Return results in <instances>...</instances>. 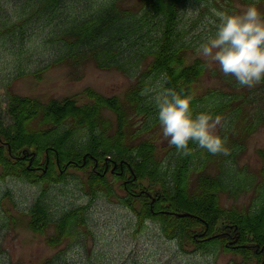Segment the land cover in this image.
<instances>
[{
	"label": "trees",
	"instance_id": "obj_1",
	"mask_svg": "<svg viewBox=\"0 0 264 264\" xmlns=\"http://www.w3.org/2000/svg\"><path fill=\"white\" fill-rule=\"evenodd\" d=\"M13 3L19 14L6 20V0H0V36L5 41L15 40L16 30L20 46L36 39L24 28L33 16L42 19L40 26H50L44 44L55 46L53 59L35 77L51 66L78 69L92 63L100 70L127 74L133 81L121 96L112 97L86 89L78 98L41 102L7 91L9 123L0 115L1 177L51 184L75 177L69 169L81 171L85 175L78 184L91 198H115L138 221L157 222L161 233L180 247L189 242L206 251L230 248L256 264L264 262V198L248 209L221 204L222 195L235 197L244 184L264 189V170L257 181V173L235 165L248 136L264 122V82L255 87L260 91L240 86L218 65L196 55L197 40L214 34L218 13H238L240 6L253 3L264 13V0ZM199 27L203 31L193 33ZM205 75L217 78L219 86L197 93ZM158 86L191 95L194 114L221 115L215 131L225 138L229 152L212 154L189 141L187 155L169 142L160 155L161 129L152 94ZM114 183L122 195L115 192ZM45 190L27 210V227L42 232L53 225L55 243L79 235L88 205L54 221L44 203ZM179 213L190 216L178 217Z\"/></svg>",
	"mask_w": 264,
	"mask_h": 264
},
{
	"label": "rangeland",
	"instance_id": "obj_2",
	"mask_svg": "<svg viewBox=\"0 0 264 264\" xmlns=\"http://www.w3.org/2000/svg\"><path fill=\"white\" fill-rule=\"evenodd\" d=\"M13 1L6 0V9L3 8L6 10V20L19 14V6H14ZM244 7L240 6L239 12ZM41 21L37 16L27 20L24 28H28V31L25 34L32 32L37 38L22 46L18 30L12 42L0 36V115L6 124L9 123L6 114L7 91L41 102L78 98L86 89L107 97L121 96L125 92L133 81L130 76L116 70H100L92 63L78 69L51 66L35 77V72L52 62L55 47L51 43L44 44L49 40L46 34L50 26H40ZM202 31L199 27L193 33ZM206 38L204 35L197 40V48ZM196 55L206 60L198 53ZM215 86H219L217 78L205 75L196 86V91L206 94L207 89ZM255 87L251 89L260 91ZM160 91V86L152 89L153 97ZM82 101L85 99L79 100L80 103ZM157 144L162 155L168 145V138L163 136L162 131L157 133ZM235 165L257 173L258 181L261 170H264V122L248 136ZM68 173L75 177L68 176L65 182L35 184L13 176L2 178L0 170V264H256L255 260L249 261L230 248L206 251L189 242L180 247L175 239L161 233L157 222L152 219L138 221L134 213L120 205L115 198L104 195L91 198L86 188L78 184L84 178L83 172L69 169ZM106 176L112 180L111 176ZM255 184H244L242 187L246 188L241 193H234L235 197L222 195L221 204L237 209L257 205L264 198V189L259 191ZM115 186L117 184L114 183L115 192L122 195ZM43 188H46L44 203L54 221L65 212L88 205L85 226L79 235L63 237L55 243L57 235L53 225L42 232L27 227V210ZM233 189L235 192L236 186Z\"/></svg>",
	"mask_w": 264,
	"mask_h": 264
},
{
	"label": "clouds",
	"instance_id": "obj_3",
	"mask_svg": "<svg viewBox=\"0 0 264 264\" xmlns=\"http://www.w3.org/2000/svg\"><path fill=\"white\" fill-rule=\"evenodd\" d=\"M214 34L200 43L197 53L240 86L252 88L264 82V13L249 4L238 13L220 12ZM193 97L184 90L163 88L153 100L156 119L164 137L185 155L189 141L208 152L227 154L226 140L216 131L222 116L209 111L194 114Z\"/></svg>",
	"mask_w": 264,
	"mask_h": 264
},
{
	"label": "water",
	"instance_id": "obj_4",
	"mask_svg": "<svg viewBox=\"0 0 264 264\" xmlns=\"http://www.w3.org/2000/svg\"><path fill=\"white\" fill-rule=\"evenodd\" d=\"M178 217H186V216H190L189 214L187 213H179V214H176Z\"/></svg>",
	"mask_w": 264,
	"mask_h": 264
},
{
	"label": "flooded vegetation",
	"instance_id": "obj_5",
	"mask_svg": "<svg viewBox=\"0 0 264 264\" xmlns=\"http://www.w3.org/2000/svg\"><path fill=\"white\" fill-rule=\"evenodd\" d=\"M261 264H264V262H262Z\"/></svg>",
	"mask_w": 264,
	"mask_h": 264
}]
</instances>
